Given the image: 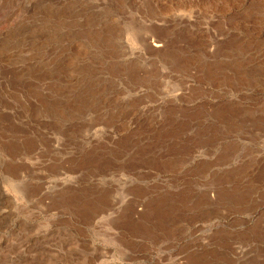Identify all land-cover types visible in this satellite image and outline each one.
<instances>
[{"label": "rangeland", "instance_id": "374dc122", "mask_svg": "<svg viewBox=\"0 0 264 264\" xmlns=\"http://www.w3.org/2000/svg\"><path fill=\"white\" fill-rule=\"evenodd\" d=\"M0 264H264V0H0Z\"/></svg>", "mask_w": 264, "mask_h": 264}, {"label": "bare ground", "instance_id": "6f19581e", "mask_svg": "<svg viewBox=\"0 0 264 264\" xmlns=\"http://www.w3.org/2000/svg\"><path fill=\"white\" fill-rule=\"evenodd\" d=\"M156 45H157V44H156ZM157 46H159V45H157ZM4 192H5V191H4ZM4 192H3V193H4ZM5 195H6V194H5ZM5 195H4V196H5ZM26 239H27V238H26ZM27 242H29V241H27ZM27 242H26V243H27ZM26 243H25V244H26ZM30 243H31V242H30ZM27 245H28V244H27ZM33 245H34V244H33ZM22 246H23V245H22ZM25 246H26V245H25Z\"/></svg>", "mask_w": 264, "mask_h": 264}]
</instances>
